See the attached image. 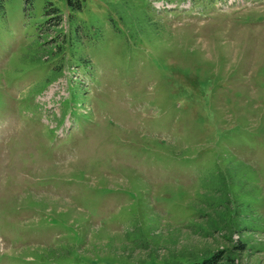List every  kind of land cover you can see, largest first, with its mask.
<instances>
[{"label": "rangeland", "instance_id": "obj_1", "mask_svg": "<svg viewBox=\"0 0 264 264\" xmlns=\"http://www.w3.org/2000/svg\"><path fill=\"white\" fill-rule=\"evenodd\" d=\"M80 1L0 10V264H264V0Z\"/></svg>", "mask_w": 264, "mask_h": 264}, {"label": "trees", "instance_id": "obj_2", "mask_svg": "<svg viewBox=\"0 0 264 264\" xmlns=\"http://www.w3.org/2000/svg\"><path fill=\"white\" fill-rule=\"evenodd\" d=\"M66 5L70 11L79 12L80 11V0H65ZM8 0H0V10L4 9V5ZM207 196L205 201L201 204L204 208L209 210V215L206 219V229L209 232H215L217 229L232 228V224L239 233H244L251 225V217L244 211H240L235 214V222H232L231 216V204L227 199V194L225 193L224 183L217 182L215 185L207 186L206 188ZM196 226V225H195ZM179 258H188L191 264H234L233 260L228 257H224L221 252L214 253L212 255L203 257L199 262L198 256L193 253H186L177 255ZM170 258H176L171 255ZM173 260V259H172Z\"/></svg>", "mask_w": 264, "mask_h": 264}]
</instances>
